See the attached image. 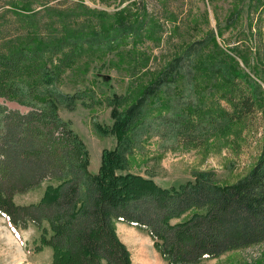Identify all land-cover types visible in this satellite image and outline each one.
<instances>
[{"label": "trees", "instance_id": "16d2710c", "mask_svg": "<svg viewBox=\"0 0 264 264\" xmlns=\"http://www.w3.org/2000/svg\"><path fill=\"white\" fill-rule=\"evenodd\" d=\"M51 1L8 0L0 9V96L31 107L22 112L0 103V214L15 225L34 222L41 229L34 250L51 245L52 264H131V251L121 240L116 221L146 230L169 264H193L263 241L264 146L251 170L232 183H221L214 170H201L195 180L162 186L152 177L127 169L129 158L123 143L104 148L99 170L94 173L89 169L84 140L58 111L61 103L73 106L79 95L65 94L56 86L75 61V52L55 64L40 60L43 51L59 52L70 43H79V50L102 40L88 37L91 32L81 29L68 36L77 19L54 30L49 21L42 24V17L38 26L49 32L41 29V34H36V26L35 32L10 37L16 30L26 31L28 23L34 25L31 19H38L42 12L66 18L67 13L55 12L60 7ZM104 30L108 29L99 31ZM209 54L205 64L213 77L218 71L242 80L249 77L243 68H237L234 56L217 51ZM177 65L171 61L161 76L141 87L140 96L125 108H114L113 130L120 140L143 124L152 111L147 95L156 94L162 79L178 72ZM247 93L242 96L241 110L226 121L252 111L254 96ZM175 121V134L193 145L226 125L198 103L177 112ZM45 179L57 183L50 182L38 202H15V193ZM173 218L177 220L173 222Z\"/></svg>", "mask_w": 264, "mask_h": 264}, {"label": "rangeland", "instance_id": "374dc122", "mask_svg": "<svg viewBox=\"0 0 264 264\" xmlns=\"http://www.w3.org/2000/svg\"><path fill=\"white\" fill-rule=\"evenodd\" d=\"M7 1L0 0V9ZM62 1L51 2L65 9L55 12L67 13L68 18L42 12L38 19H31L34 25L28 23L26 31L14 30L10 37L35 32L36 26V34H41V29L49 32L43 28L48 21L55 30L77 19L68 36L81 29L91 32L88 37L102 40L79 50V43H70L59 52L43 51L40 60L55 64L60 57L75 52V61L56 86L65 94L79 95L73 106L61 103L58 111L84 140L92 172L99 170L104 148H117L122 143L129 158L127 169L152 177L162 186L195 180L201 170H214L221 183H232L251 170L264 146V0ZM41 17L42 27L38 26ZM101 28L108 30L99 31ZM126 28L129 31L122 32ZM216 51L234 56L237 68H243L249 77L242 80L221 71L213 77L205 58ZM173 60L178 62V72H170L158 92L147 95L152 111L143 124L120 140L113 130L114 108H125L140 96L141 87L161 76ZM244 92L254 96L252 111L226 121L241 110ZM0 103L22 112L31 109L3 96ZM197 103L226 125L193 145L175 134V117ZM50 182L57 183L45 179L13 198L20 204L38 202ZM44 224L49 226L46 220ZM116 228L131 251V264H169L146 230L125 221H116ZM40 234L34 222L15 225L0 214V264H52L51 245L34 250ZM193 264H264V240Z\"/></svg>", "mask_w": 264, "mask_h": 264}, {"label": "bare ground", "instance_id": "6f19581e", "mask_svg": "<svg viewBox=\"0 0 264 264\" xmlns=\"http://www.w3.org/2000/svg\"><path fill=\"white\" fill-rule=\"evenodd\" d=\"M10 238H11V236H10ZM12 239V238H11Z\"/></svg>", "mask_w": 264, "mask_h": 264}]
</instances>
